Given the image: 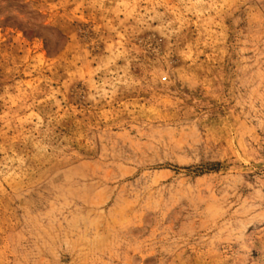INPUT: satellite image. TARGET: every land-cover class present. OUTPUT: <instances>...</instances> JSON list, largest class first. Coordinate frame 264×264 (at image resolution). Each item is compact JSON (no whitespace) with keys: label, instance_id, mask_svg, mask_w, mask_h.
<instances>
[{"label":"rangeland","instance_id":"rangeland-1","mask_svg":"<svg viewBox=\"0 0 264 264\" xmlns=\"http://www.w3.org/2000/svg\"><path fill=\"white\" fill-rule=\"evenodd\" d=\"M0 264H264V0H0Z\"/></svg>","mask_w":264,"mask_h":264}]
</instances>
